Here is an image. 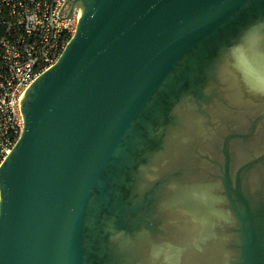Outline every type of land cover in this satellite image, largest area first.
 <instances>
[{"label":"water","instance_id":"obj_1","mask_svg":"<svg viewBox=\"0 0 264 264\" xmlns=\"http://www.w3.org/2000/svg\"><path fill=\"white\" fill-rule=\"evenodd\" d=\"M63 1L0 164V264H264V0Z\"/></svg>","mask_w":264,"mask_h":264},{"label":"built area","instance_id":"obj_2","mask_svg":"<svg viewBox=\"0 0 264 264\" xmlns=\"http://www.w3.org/2000/svg\"><path fill=\"white\" fill-rule=\"evenodd\" d=\"M63 0H0V164L19 138V99L27 86L54 64L76 31L57 16Z\"/></svg>","mask_w":264,"mask_h":264},{"label":"clouds","instance_id":"obj_3","mask_svg":"<svg viewBox=\"0 0 264 264\" xmlns=\"http://www.w3.org/2000/svg\"><path fill=\"white\" fill-rule=\"evenodd\" d=\"M262 90H264V89H262Z\"/></svg>","mask_w":264,"mask_h":264}]
</instances>
